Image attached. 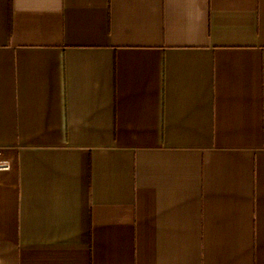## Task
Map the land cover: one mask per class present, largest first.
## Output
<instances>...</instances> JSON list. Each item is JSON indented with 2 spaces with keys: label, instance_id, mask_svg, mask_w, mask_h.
<instances>
[{
  "label": "crops",
  "instance_id": "obj_1",
  "mask_svg": "<svg viewBox=\"0 0 264 264\" xmlns=\"http://www.w3.org/2000/svg\"><path fill=\"white\" fill-rule=\"evenodd\" d=\"M0 264H264V0H0Z\"/></svg>",
  "mask_w": 264,
  "mask_h": 264
},
{
  "label": "built area",
  "instance_id": "obj_2",
  "mask_svg": "<svg viewBox=\"0 0 264 264\" xmlns=\"http://www.w3.org/2000/svg\"><path fill=\"white\" fill-rule=\"evenodd\" d=\"M12 167L10 161L6 159H0V172L2 171H8Z\"/></svg>",
  "mask_w": 264,
  "mask_h": 264
}]
</instances>
